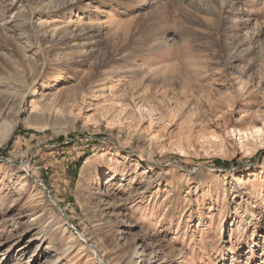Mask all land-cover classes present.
Listing matches in <instances>:
<instances>
[{
    "label": "rangeland",
    "instance_id": "374dc122",
    "mask_svg": "<svg viewBox=\"0 0 264 264\" xmlns=\"http://www.w3.org/2000/svg\"><path fill=\"white\" fill-rule=\"evenodd\" d=\"M263 128L264 0H0V264H264Z\"/></svg>",
    "mask_w": 264,
    "mask_h": 264
},
{
    "label": "bare ground",
    "instance_id": "6f19581e",
    "mask_svg": "<svg viewBox=\"0 0 264 264\" xmlns=\"http://www.w3.org/2000/svg\"><path fill=\"white\" fill-rule=\"evenodd\" d=\"M62 5V4H61ZM71 6V3L70 2H67V3H65V4H63L62 6H61V8H64V7H66L65 9H68L69 7ZM258 129V128H257ZM264 129V128H263ZM263 131V130H262ZM243 132V131H242ZM247 132V131H246ZM256 132L259 134L260 132H261V130H256ZM238 133H239V131H238ZM247 133H249V132H247ZM256 133V134H257ZM246 134V133H245ZM247 135V134H246ZM251 135V134H250ZM260 135V134H259ZM24 163V162H23ZM27 168H25V170H26ZM29 172V171H28ZM78 234V236L79 237H83V235L81 234V233H77ZM100 262V261H99Z\"/></svg>",
    "mask_w": 264,
    "mask_h": 264
},
{
    "label": "water",
    "instance_id": "95a60500",
    "mask_svg": "<svg viewBox=\"0 0 264 264\" xmlns=\"http://www.w3.org/2000/svg\"><path fill=\"white\" fill-rule=\"evenodd\" d=\"M77 233V232H76Z\"/></svg>",
    "mask_w": 264,
    "mask_h": 264
}]
</instances>
